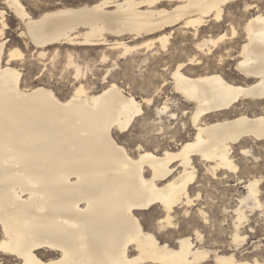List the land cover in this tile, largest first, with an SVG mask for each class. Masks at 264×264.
Instances as JSON below:
<instances>
[{
	"label": "bare ground",
	"instance_id": "1",
	"mask_svg": "<svg viewBox=\"0 0 264 264\" xmlns=\"http://www.w3.org/2000/svg\"><path fill=\"white\" fill-rule=\"evenodd\" d=\"M28 2L0 0V258L13 264H260L241 246L248 211L264 207L261 178L240 181L247 193L233 210L228 249L207 242L201 227L214 223L192 188L198 163L220 180L238 169L236 146L248 154L246 141L264 139V111L237 110L246 100L264 103V0H99L36 14ZM9 12L28 56L8 39ZM222 21L230 32L214 34ZM176 37L195 52L173 64L168 43ZM89 47L102 48L101 62L111 60L113 67L122 59L126 68L149 60L152 69L138 82L108 67L96 89L84 72L90 62H79V49ZM62 54L78 80L68 96L49 84L25 83L21 67L28 58L46 71ZM233 61L236 79L225 71ZM161 68L184 102L181 115L169 95L157 104L169 84ZM136 86L146 96L139 99ZM144 104L156 107L154 119ZM140 115L146 130L151 125L166 141L152 146L156 134L142 135L144 144L132 153L118 136ZM147 212L152 225L142 217Z\"/></svg>",
	"mask_w": 264,
	"mask_h": 264
},
{
	"label": "rangeland",
	"instance_id": "2",
	"mask_svg": "<svg viewBox=\"0 0 264 264\" xmlns=\"http://www.w3.org/2000/svg\"><path fill=\"white\" fill-rule=\"evenodd\" d=\"M99 0H29L26 5L29 8V11L32 13H39L46 8H54L61 6H79L84 3H93ZM49 4V5H48ZM48 5V6H47ZM41 6V7H40ZM241 8V7H239ZM9 17H12L10 20L11 29L8 30L7 36L8 39L13 41V45L18 44L22 49L25 55H29L28 50L25 48L22 40L17 38V20L12 15V12H9ZM228 21H222L221 28L215 27L213 29V33L217 34L223 31L230 32V27L228 26ZM212 26L207 27L209 30ZM176 42L174 39L168 43V47L171 52H175V60H173V64H176L178 60H184L187 56L193 55L195 52L194 46L190 41H181L180 38L176 37ZM174 42V43H173ZM174 44V45H172ZM181 47H185L184 50L180 51ZM66 47H64L65 49ZM88 48V47H87ZM83 48L79 49L81 53V58L79 62L84 66L87 61L90 62L91 68H86L84 66V72L87 73V76L95 82L96 89H100L102 84L100 82L101 76L106 72V68H111L112 71L110 74L115 73L116 71H120L121 75L127 74L130 76H134L137 78L138 82L142 80L145 81L146 76L150 72L152 67L150 66L149 60L147 62H135L136 66L133 68H126V64L124 59L118 60L116 67L112 66V61L108 60L106 63L101 62V50L102 48L94 49V48ZM82 51V52H81ZM88 51V52H87ZM86 53V54H85ZM84 54V55H83ZM89 54V55H88ZM85 59V60H84ZM92 61H91V60ZM51 60H47L50 62ZM212 64V61H210ZM235 61H233L230 65L225 67V71L230 75L231 78H238L237 71L235 70ZM42 65L38 64V61L32 57L28 58L25 64L21 67L23 73L25 75V83L28 85H36L39 83L49 84L54 90L61 96H68L74 89V86L78 84V80L76 79L74 68L71 66H67L66 58L64 54H62L58 59H56L55 64H49V70L43 71L41 69ZM163 68V67H162ZM159 69L160 73L164 72V77L168 79V84L165 87V93L161 94L160 97H157V104L162 105V103L166 100V95L172 97L176 100V104L172 105V110L177 114H182L181 108L183 105V101L180 98V95L174 93L173 85L171 84L172 78L168 72ZM89 69V70H88ZM236 73V74H235ZM39 76V77H38ZM111 75H109L110 77ZM109 79V78H108ZM125 79H122V81ZM85 81V80H84ZM161 82V80H160ZM89 83V82H88ZM128 88L127 85H125ZM172 90V91H171ZM133 92L137 94L136 96L139 99L142 96H146V92L141 90L139 86H136L133 89ZM178 104V105H177ZM253 104V103H252ZM249 100L244 101L243 104H240L237 110H244L250 114L255 112H262L264 103L259 105H252ZM144 111L154 119L156 117V107L152 106L151 108H147L146 104L143 105ZM243 107V108H242ZM188 109V108H187ZM190 109V108H189ZM247 109V110H245ZM259 109V110H258ZM261 109V110H260ZM254 110V111H253ZM146 114V116H148ZM145 115H140L137 117L138 122H135V125L131 130L125 132V136L120 134L118 136L119 141L123 143V145L130 150L132 153H135L137 148V143L144 144L145 140L140 139V137L146 136L149 138L151 135H155L157 132L155 130H151V125H147L148 130H146V120L144 119ZM144 119V120H142ZM184 119H187L184 116ZM168 122V120L166 121ZM176 125V124H175ZM173 125V127L175 126ZM179 125V124H178ZM151 128V129H150ZM182 128V126H181ZM184 128H182V133L185 134ZM156 134L155 137L151 138V145L154 146L158 143L163 144L166 141V137L159 136ZM165 139V140H164ZM155 141V142H154ZM162 142V143H161ZM247 143L244 144L250 153L242 154L241 149H239V145L235 148V163L238 165V169L235 172H229L227 175L221 176L220 180L211 179L210 174L206 171L205 167L198 163V172L196 177V182L194 184V188H192V193H196L197 191L201 192V197L199 202L205 206L206 210L209 212L211 216V222L213 226L211 228L206 229L201 227L203 230V234L206 237L207 242H210L211 245L214 241L217 242L218 246H225L227 249L230 248L231 244V230H232V215L234 208L239 204V198L241 195L247 193V190L244 187V184L240 183L241 180L248 181L250 178H261L260 186L264 190V139L263 140H248ZM242 157V158H241ZM260 162V163H259ZM261 165V166H260ZM257 168V169H256ZM227 176V177H226ZM225 177V178H224ZM262 202L264 203V194L260 197ZM197 207H195L196 209ZM224 208L228 209V212L225 213ZM150 212H147L144 216L145 222L147 225L153 224V219L149 216ZM249 221L245 222L246 228H244V233L246 235L245 242L241 246V250L246 254L245 256L249 257L250 261H253L256 257L259 259L260 264H264V207L256 208L254 212L248 211ZM223 219V226H220ZM179 223L182 226V230H185L188 227V223H186V219L181 218ZM186 223V224H185ZM249 223V225H248ZM229 227V228H228ZM209 230V231H208ZM212 232V233H211ZM216 238V239H215ZM222 240V241H221ZM256 255V256H255ZM259 257V258H258ZM0 264H13L12 261H7L6 259L0 258ZM5 262V263H4ZM262 262V263H261ZM214 264L213 262H210ZM209 263V264H210Z\"/></svg>",
	"mask_w": 264,
	"mask_h": 264
}]
</instances>
